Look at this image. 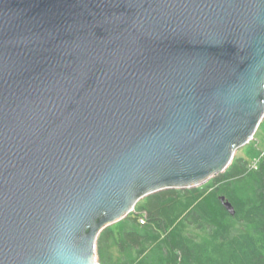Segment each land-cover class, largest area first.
Instances as JSON below:
<instances>
[{
	"label": "water",
	"instance_id": "water-1",
	"mask_svg": "<svg viewBox=\"0 0 264 264\" xmlns=\"http://www.w3.org/2000/svg\"><path fill=\"white\" fill-rule=\"evenodd\" d=\"M263 120L264 0H0V264H99L102 230Z\"/></svg>",
	"mask_w": 264,
	"mask_h": 264
},
{
	"label": "trees",
	"instance_id": "trees-1",
	"mask_svg": "<svg viewBox=\"0 0 264 264\" xmlns=\"http://www.w3.org/2000/svg\"><path fill=\"white\" fill-rule=\"evenodd\" d=\"M250 162L235 155L206 187L168 188L144 197L102 230L99 264H264V155L258 169H250ZM220 196L232 202L234 215Z\"/></svg>",
	"mask_w": 264,
	"mask_h": 264
},
{
	"label": "rangeland",
	"instance_id": "rangeland-1",
	"mask_svg": "<svg viewBox=\"0 0 264 264\" xmlns=\"http://www.w3.org/2000/svg\"><path fill=\"white\" fill-rule=\"evenodd\" d=\"M261 150H264V122H262L259 125L257 131L255 132L254 138L252 140H250L246 145L240 147L237 150L236 155L237 156L243 155L246 158L251 159V161H252L254 158L259 157L257 154ZM211 182H212V179H210L209 181L205 182L204 184H202L200 186L206 187V185L211 184ZM143 200L144 199H141L140 201L143 202ZM118 222H120V221H118ZM201 237H204V235H201ZM111 249H112L111 251L114 254V256L118 257L117 246H113Z\"/></svg>",
	"mask_w": 264,
	"mask_h": 264
},
{
	"label": "built area",
	"instance_id": "built-area-1",
	"mask_svg": "<svg viewBox=\"0 0 264 264\" xmlns=\"http://www.w3.org/2000/svg\"><path fill=\"white\" fill-rule=\"evenodd\" d=\"M263 155H264V151L261 153V155H260L259 157L254 158V159L250 162V164H249V168H250V169H254V170H255V169H258L260 159L263 157Z\"/></svg>",
	"mask_w": 264,
	"mask_h": 264
},
{
	"label": "clouds",
	"instance_id": "clouds-1",
	"mask_svg": "<svg viewBox=\"0 0 264 264\" xmlns=\"http://www.w3.org/2000/svg\"><path fill=\"white\" fill-rule=\"evenodd\" d=\"M57 257V264H68V259L63 255L62 252H57L56 253Z\"/></svg>",
	"mask_w": 264,
	"mask_h": 264
}]
</instances>
